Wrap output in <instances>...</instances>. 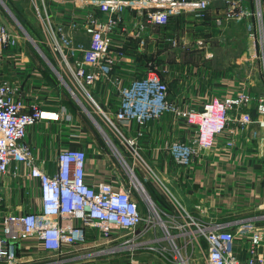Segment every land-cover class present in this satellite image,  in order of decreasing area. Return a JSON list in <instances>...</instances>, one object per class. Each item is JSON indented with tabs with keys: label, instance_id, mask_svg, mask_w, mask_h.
Wrapping results in <instances>:
<instances>
[{
	"label": "built area",
	"instance_id": "built-area-1",
	"mask_svg": "<svg viewBox=\"0 0 264 264\" xmlns=\"http://www.w3.org/2000/svg\"><path fill=\"white\" fill-rule=\"evenodd\" d=\"M69 3L74 10L68 17L36 9L42 22L43 38L39 40L0 0V10H5L11 19L9 25L0 24V264H20L25 247L49 261L54 259L46 264H59L62 262L59 257L89 243V237L94 238L93 243L117 242L113 249L130 255L126 264H157L140 260L138 251L153 252L165 261L190 264L176 243L181 234L189 235V242L182 246L185 250L195 243L199 245L201 239L205 241V264H264V223L261 224L264 215L236 222L197 218L150 171L169 194L172 211H163L146 188L145 182L150 180L137 179L135 168L128 164L107 132L111 130L137 160L139 140L145 137L149 125L172 115L176 126L181 125L183 131L191 134L167 145L166 152L177 166L187 169L194 168L203 152L220 151L221 143L228 151L234 150L238 147L236 133L250 130L252 124L259 127L250 133H254L253 140L260 149L259 141L264 140V93L239 81L236 93L209 100L200 109H181L178 102L170 101L169 83L162 78L157 61L146 58L150 54L146 48L152 40L158 44L160 34L164 33L161 31L176 18L192 17L206 24L213 12V23L222 30L229 25L244 27L250 45L241 60L251 64L261 61L264 73V0H69ZM154 34H158L157 38ZM134 42L139 45L136 50L131 47ZM167 42L174 49L186 46L184 40ZM28 44L104 137L114 156L126 165L129 181L118 176L107 178L98 186L91 185L86 172L91 154L83 146L61 147L54 174L49 173L47 165L39 164L27 142L29 130L42 121H57L61 117L72 123L73 116L65 108L60 113H47L37 103L29 104L31 110H27L22 97L24 80L18 75L20 66L28 65L26 70L31 67V62L25 61ZM29 73L34 74L33 70ZM108 95L111 100L106 110L96 99ZM89 107L100 116V121ZM250 109L255 110L256 118H251ZM242 112L238 119L230 116ZM133 126L138 127L137 135L128 138L125 132H133ZM222 138L224 142L218 140ZM214 158V163L219 162ZM10 176L28 180L32 189H38L40 194L36 198L40 206L29 212L8 206L6 181ZM136 193L145 204V214L139 208ZM168 224L181 233L171 235ZM156 225L164 228L167 237L158 234ZM168 238L172 239V249L165 245Z\"/></svg>",
	"mask_w": 264,
	"mask_h": 264
},
{
	"label": "crops",
	"instance_id": "crops-1",
	"mask_svg": "<svg viewBox=\"0 0 264 264\" xmlns=\"http://www.w3.org/2000/svg\"><path fill=\"white\" fill-rule=\"evenodd\" d=\"M4 1L22 24L30 28H32L31 25H40L41 34L42 22L35 17L37 8L42 13L47 12L66 17L74 10L70 6L69 0H34L35 3L33 0ZM243 29L244 27L239 25H229L225 30L220 29L213 23L212 12L210 21L206 24L196 22L192 17H186V20L179 17L161 31L164 33L160 34L158 44L156 40H152L146 48L150 53L146 58L152 57L157 61L162 78L169 83L170 101L178 102L181 109H200L209 100L224 98L236 93V85L240 83L238 77L241 80H246L242 82L252 85L253 90L264 93L262 62L258 61L257 63V67L258 65L260 67L258 73L253 72V78L256 81L249 82L243 73L238 76V70L235 75L233 69L235 57L229 55L231 53L226 51L228 48L222 49L217 46L225 44L227 36L237 39L240 35V38L246 42L247 38L245 39L243 36ZM157 36L158 34H154L153 37L157 38ZM173 37L178 38V42L184 40L186 46H181L178 49L172 48L167 41ZM37 39L42 40V38ZM199 42L203 44L200 45ZM247 44L250 45V42ZM138 46L134 42L131 47L136 50ZM236 60L238 63H244L241 56H237ZM25 61L31 62L30 70L34 72V74L27 75L30 71L26 70L28 65H22L19 68L18 77L24 80L22 82L24 87L22 97L27 103V110H31L29 104L37 103L47 113H60L62 108H65L73 116L72 123L65 122V118L61 117L57 121H42L29 130L27 142L32 147L35 157L39 159V164L47 165L49 173L54 174L56 172L55 159L61 147L73 146L72 142H82L91 138L95 149L97 148L95 151L89 149L86 142L78 146L90 150L91 158L86 167L89 183L98 186L104 183L107 178L118 176L125 179L126 182L129 181L126 170L120 161L112 152L109 154L104 149L105 147L109 148L104 137L93 125L95 132L89 129L86 131V127L82 123L83 115H80V109L71 97L69 98V93L59 86L57 80H51L48 74L44 73L42 69L47 72L49 69L41 62L38 55L28 54ZM35 72L39 74L40 78ZM247 72L248 69L246 74ZM126 77L128 78V76ZM43 86L48 87V90L42 89ZM110 97L108 95L103 99L97 98L96 100L102 108L107 110ZM68 104L77 108L76 114ZM116 109L117 107L114 106L113 110L116 111ZM249 113L252 119L256 118L254 109H250ZM230 116L238 119L239 116H243V112L240 115L231 114ZM137 128L133 126V132H125L127 137L135 138ZM121 130L123 131V128ZM251 130H259L258 125L252 124L250 130L245 132L237 131L239 148L236 147L234 150L228 151L229 149L221 143L220 151L203 152V156L196 161L193 169L177 166L166 152L167 145L173 141H182L187 136L190 137L191 134L188 131H183L181 125L176 126L172 115L149 125L145 137L139 140L137 147L139 159L137 160L131 150L120 144L115 135L113 138L122 147L121 153L125 160L135 168V175L137 179L140 178L138 180L145 182L147 171H152L156 175H160L159 178L169 190L172 189L177 193L178 196H174L191 215L200 219L236 222L256 219L264 215V140L259 141L260 149H258V143L253 140L252 134L254 133H250ZM78 131H81L82 134ZM262 136L264 137V135ZM113 138L111 140L114 143ZM218 140L225 141L224 138ZM109 150L111 149L109 148ZM213 154L218 155L214 156ZM214 157L219 162L214 163ZM22 168L25 170L24 166ZM11 172H14V166H12ZM145 185L159 208L165 212H171L172 204L169 197L159 195L150 186L151 182H145ZM6 187L8 192L5 197L6 204L12 209L17 208L19 211L29 212L40 206V202L36 198V195L39 196L40 193H38V189L30 187L28 180L10 176L7 178ZM134 196L139 203L141 212L145 214L146 208L141 197L138 193ZM263 223L264 221L261 222V224ZM30 250L29 247L24 248L25 252L20 255V264H42L47 260L41 254L32 253ZM50 262L52 261H48V263ZM195 262L201 264L200 260H195Z\"/></svg>",
	"mask_w": 264,
	"mask_h": 264
},
{
	"label": "rangeland",
	"instance_id": "rangeland-1",
	"mask_svg": "<svg viewBox=\"0 0 264 264\" xmlns=\"http://www.w3.org/2000/svg\"><path fill=\"white\" fill-rule=\"evenodd\" d=\"M8 6V5H7ZM35 17H37V14L35 15ZM38 19V17H37ZM10 18L9 16L6 14V11L5 10H0V24L1 23H4V24H7L9 25L10 24ZM175 20H173L172 22H174ZM32 28L26 26V29L31 32V34L36 37V38H43L42 34H41V31H40V25H31ZM36 33H35V32ZM244 31V38L246 40V42L243 41L242 38H240V35L238 36L237 39H232L227 36L226 37V41H225V44L222 43V44H218L217 46L218 47H221L222 49H225V48H228L226 51L228 53H231L229 55H231L232 57H235L234 58V63H233V69L235 71V75H236V70H238L239 72L238 73V76L240 75V73H243L245 78L248 79V81L250 82H254V73H258V69H260L259 65L257 67V63H238L236 62V57L237 56H241L242 54L245 53V51L247 50L246 48L248 47V44L247 42L249 43V40H248V35L245 31V29H243ZM18 32L24 36V34L18 30ZM173 40H178V38H174L173 37ZM252 43V41H251ZM245 48V49H244ZM27 51L29 52V54L31 53H35V50L32 48L31 45L28 44L27 46ZM230 65V63H229ZM248 69V72L246 74V71ZM44 71V73L46 72L48 74V77L51 78V80L53 79L54 81H56V78H55V75L52 73V71L49 69L48 72L45 71L44 69H42ZM245 71V72H243ZM254 72V73H253ZM238 81L242 82V81H246V80H241L239 77H238ZM256 81V80H255ZM69 95V98H70V94ZM91 106L95 109L94 105L92 103H90ZM68 106L70 107V109L73 111L74 114L77 113V108L74 107L72 104H68ZM90 110H92V108L89 107ZM81 111V110H80ZM93 111V110H92ZM95 111H93L94 113ZM83 115L82 117V123L85 125L86 127V131L89 130H92L93 132H95L93 130V127H92V124L90 123V120L88 119V117L83 114V112L81 111L80 115ZM94 116L96 117V119L98 121H100V116L95 114L94 113ZM80 126V125H79ZM84 130V129H83ZM108 131V134L110 136V138L112 139V137H115L114 133L107 129ZM78 133L82 134L81 131H78ZM84 142L87 143V146L89 147V149L91 150H96L95 149V144L91 142V138L87 139L86 141H82V142H72L71 144L75 147L79 146V145H83ZM100 148H101V145H100ZM106 150V152H108L109 154H111V150H109V148L105 147L104 148ZM113 153V152H112ZM112 156V155H111ZM113 159V157H111ZM122 167L126 168V165L124 163H122ZM148 174H146V178H148L151 182V187L156 190L158 192L159 195H162L164 197H167V195H169L166 191L162 190V187L160 184H158V180L155 178V176L147 171ZM158 175V174H157ZM160 177V175H159ZM138 179H140L138 177ZM155 184V185H154ZM170 188V187H169ZM172 191V189H170ZM174 195L178 196L176 192L172 191ZM168 226H171L169 227V231L171 233V235H178L181 233L180 230L178 229H174L172 228L175 227L174 225H171V224H168ZM155 230H158V234L159 235H162V236H165L167 237V233L166 231H164V228L161 227V225H156ZM88 241L89 243L85 244L84 246H79L77 247L74 252L70 255L67 256V254H65L63 257H59V261H62L60 262L59 264H104L108 261H115L116 263H120V264H126L127 262V259L130 258V255L128 252L124 251V252H120L118 253L117 250L113 249L115 248L116 246V243L117 242H113V243H105L103 241H96L95 243L94 242V238H91L89 237L88 238ZM172 239L168 238L166 239V242H165V245L167 246V248H171L172 249ZM185 242H189V235H182L181 236H177L176 237V243L178 246H180L182 249H181V252L183 254V257L185 258H189V262L190 264H198L197 262H195V260H200L201 264H205L204 262V253L206 254V243L203 239H201V242L199 245H197L196 243L192 245H190L187 250H185V247H182L183 246V243ZM96 245V246H94ZM144 246V245H143ZM136 254H138L140 260H144V261H151V262H155L157 264H177L176 261H165L163 258L159 257L158 255H156L155 253L153 252H147V251H138ZM172 255L178 259L179 257L176 255V254H173ZM57 258H55L56 260ZM172 260V258H170ZM54 259H51L50 261H53ZM49 260H46V261H43L42 263H46L48 262ZM34 264V263H33Z\"/></svg>",
	"mask_w": 264,
	"mask_h": 264
},
{
	"label": "trees",
	"instance_id": "trees-1",
	"mask_svg": "<svg viewBox=\"0 0 264 264\" xmlns=\"http://www.w3.org/2000/svg\"><path fill=\"white\" fill-rule=\"evenodd\" d=\"M18 19H19V18H18ZM23 26L26 28L27 25H23ZM26 30H27V29H26ZM27 31H28V30H27ZM28 32H29V31H28ZM29 33L31 34V32H29ZM32 36H33V35H32ZM33 37H34V36H33ZM34 38H35V37H34ZM112 138H113V137H112ZM115 140H116V139L113 138V141H114L115 145H117V147H118L119 150L121 151V148H122V147L120 146V144L116 143ZM121 152H122V151H121Z\"/></svg>",
	"mask_w": 264,
	"mask_h": 264
}]
</instances>
